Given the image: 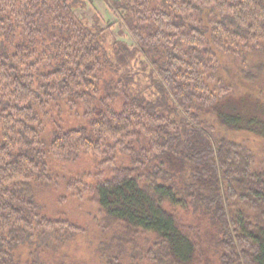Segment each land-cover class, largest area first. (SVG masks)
I'll list each match as a JSON object with an SVG mask.
<instances>
[{
    "label": "trees",
    "instance_id": "1",
    "mask_svg": "<svg viewBox=\"0 0 264 264\" xmlns=\"http://www.w3.org/2000/svg\"><path fill=\"white\" fill-rule=\"evenodd\" d=\"M81 6L0 0V264H19L16 253L37 236L66 243L83 231L41 213L34 190L49 178L48 154L69 164L88 155L114 163L118 153L128 167L94 186L68 188L91 194L104 230L122 226L120 254L131 247L134 261L152 264H212L211 255L219 264H264V171L253 168L248 149L219 135L264 139V118L242 105L253 96H239L219 78V55L244 63L250 54L264 57V0L112 3L133 46L115 38L114 24L78 16ZM143 53L151 61L142 67L157 75L150 92L134 84L129 68ZM106 69L118 81L102 95ZM254 72L264 75V61ZM59 101L82 105L90 128L57 131L46 143L42 120ZM166 204L198 214L197 227ZM140 232L156 240L136 258Z\"/></svg>",
    "mask_w": 264,
    "mask_h": 264
},
{
    "label": "rangeland",
    "instance_id": "2",
    "mask_svg": "<svg viewBox=\"0 0 264 264\" xmlns=\"http://www.w3.org/2000/svg\"><path fill=\"white\" fill-rule=\"evenodd\" d=\"M118 1L120 0H81L82 6L77 9L76 14L84 17L90 24L96 23V21L100 22L102 28H106L108 24H114L112 31L115 38L133 46L135 45L134 40L125 27H120L118 14L111 8L112 3ZM108 49L110 50V48ZM110 53L111 51L108 52L107 57L110 56ZM143 54L134 58L129 68L136 74L134 84L150 92L151 82L157 78V75L152 73L151 66L142 67L141 63L147 62L150 65L151 61L146 53ZM219 56L221 64L219 78L225 81L227 87L234 88L239 96L243 95L241 97L244 98L247 94L253 96L252 100L243 98L245 102H242V105L252 113L264 118V108L259 107L261 103L264 104V78L262 79L264 75L257 76L254 72V66L258 62L264 61V57L256 53L250 54L246 57L247 63H244L233 57ZM250 69L253 72H250ZM116 81H118L116 75L106 69L100 79L102 95H105L109 84ZM134 90L136 89L134 88ZM146 94L149 93L146 92ZM241 97H239L240 100ZM254 99L260 101L259 105ZM122 104L123 100L120 97L117 99L115 107L119 110ZM48 113V116L42 120L44 131L41 139L46 143L50 142L53 134L57 131H69L81 127L90 128V119L86 117L85 109L80 104L73 109L67 102L59 101L49 108ZM219 135L226 136L248 149L253 156V168L264 171V139L246 132L219 131ZM129 163L130 159L119 153L115 156L114 163H106L105 159L88 155L69 164L60 163L48 154L49 178L35 184L34 190L41 213L51 220L68 221L83 231L66 243L57 236H48L46 239L37 236L33 243L18 250L16 253L18 263L58 264L63 260L64 264H106L110 257L115 256L119 257L122 264H152L147 259L134 261L135 257L131 255L134 251L131 247H127L125 252L120 254L116 240L119 236L124 235L122 226L118 225L110 230H104L101 227L103 215L99 206L92 200L91 194L87 190H83L82 185H80L81 191L68 188L70 183L77 185L78 181H82L88 186H94L112 177L116 167H128ZM165 208L179 216L187 226L197 227L200 217L198 214H194L192 211L187 213L182 208H173L169 204H166ZM113 239H115L114 243H112ZM155 240L154 235L140 232L135 239L138 250L135 254L136 258L147 255L146 252L153 247ZM210 257L212 264H219L217 256L211 255Z\"/></svg>",
    "mask_w": 264,
    "mask_h": 264
},
{
    "label": "bare ground",
    "instance_id": "3",
    "mask_svg": "<svg viewBox=\"0 0 264 264\" xmlns=\"http://www.w3.org/2000/svg\"><path fill=\"white\" fill-rule=\"evenodd\" d=\"M209 260H211V259H209Z\"/></svg>",
    "mask_w": 264,
    "mask_h": 264
}]
</instances>
